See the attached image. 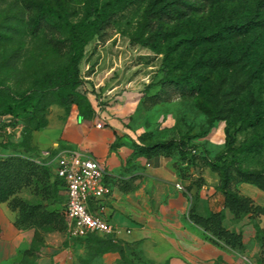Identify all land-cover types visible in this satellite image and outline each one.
I'll return each instance as SVG.
<instances>
[{
	"label": "trees",
	"instance_id": "trees-1",
	"mask_svg": "<svg viewBox=\"0 0 264 264\" xmlns=\"http://www.w3.org/2000/svg\"><path fill=\"white\" fill-rule=\"evenodd\" d=\"M23 1L22 7L14 15L17 22L0 25V43L12 42L0 57V84L20 82L22 76H26L30 81L29 88H34L37 96L31 110L24 115L21 141L11 145L22 155L0 158V204H7L15 213L14 225L17 229H35L31 248L34 250L43 242L37 233L38 229L66 234L65 216L46 210L41 204L20 200L17 195L32 186L41 185L45 190L52 176L53 188L62 186L66 191V187L62 179L51 173V168L34 161L40 155L30 146L31 134L47 125L46 110L50 105L67 109L77 106L82 121L93 118L94 111L90 104L77 92L82 85L79 65L84 57L85 46L94 38L104 40L105 31L114 16L111 14L105 19L94 21L93 15L101 0H86V11L76 22L72 21L69 6L62 0ZM131 3L144 4L131 42L156 53L164 51V75L154 86L158 91L144 98L142 106L146 110L176 97L200 95L211 84L215 72H237L245 68V62L249 61L264 40V0H132ZM15 34H20L22 38L15 40ZM25 38L33 44L31 50L24 48ZM178 50L181 51V57H189L194 51L200 53V56L191 59L181 75L170 73V57ZM19 65L24 67L23 72H20ZM261 73L260 62L254 63L243 82L232 81L231 95H237L252 79L260 78ZM8 113L14 119L19 117L15 110ZM134 149L135 154L146 158L178 155L180 161L187 163L195 159L192 154L195 150L182 141L177 144L172 141L142 144L134 146ZM209 168L219 177L218 190L224 196V207L233 215L235 222L246 216L253 220L264 217V207L241 196L236 187L238 184H247L264 193V172L233 170L231 165L226 164H212ZM196 186L200 187V183ZM189 217L217 241L232 250H244L242 235L223 226V213L198 216L191 209ZM254 226L256 241L264 255V229L257 223ZM83 239L91 257L117 252L121 256L120 264H133L128 258L132 255L141 261L127 244H117L97 236ZM260 262L264 264V258Z\"/></svg>",
	"mask_w": 264,
	"mask_h": 264
},
{
	"label": "rangeland",
	"instance_id": "rangeland-1",
	"mask_svg": "<svg viewBox=\"0 0 264 264\" xmlns=\"http://www.w3.org/2000/svg\"><path fill=\"white\" fill-rule=\"evenodd\" d=\"M131 1L101 0L93 15L94 21L111 14L114 16L105 31L104 40L94 38L85 46L79 65L82 85L77 92L90 104L94 116L109 112L119 116L125 121L127 129L140 134L139 142L143 145L168 141L177 144L182 141L196 151L192 162H200L208 167L226 164L231 165L233 170L264 172V40L249 61L244 60L245 68L237 72H215L211 84L200 95L176 97L146 110L142 106L144 98L158 91L154 86L164 75V51L156 53L131 42L144 9L143 3ZM23 2L0 0V25L5 22L15 24L14 15ZM62 2L69 6L72 21H78L86 11V0ZM14 38L17 40L22 36L15 34ZM11 43H0V57ZM24 43L26 50L32 49L33 44L27 38ZM197 56L200 53L196 51L189 57H181L180 50L174 52L170 57V73L183 74L191 59ZM256 62L261 64L260 78L252 79L237 95H231L232 81L243 82ZM19 70L23 72L24 67L19 65ZM29 86L30 81L26 76H22L20 82L0 84V158L22 155L11 145L21 141L24 115L35 103V89ZM149 87L152 88L148 90ZM73 109L79 115L77 106L67 109L50 105L46 115L60 112L68 116ZM10 110L18 112L19 117L12 118L13 115L8 113ZM7 126L10 127L6 130ZM50 170L54 175V170ZM53 181L52 176L45 190L41 185L23 189L17 198L30 204H41L48 211L64 215L65 190L62 186L53 188ZM37 233L44 241L50 232L38 229Z\"/></svg>",
	"mask_w": 264,
	"mask_h": 264
},
{
	"label": "crops",
	"instance_id": "crops-1",
	"mask_svg": "<svg viewBox=\"0 0 264 264\" xmlns=\"http://www.w3.org/2000/svg\"><path fill=\"white\" fill-rule=\"evenodd\" d=\"M118 117L109 112L82 121L74 109L68 116L51 114L47 125L31 134L30 146L39 155L70 151L99 162L111 193L90 202L89 210L124 231L116 243L138 254L141 261L128 257L133 264H262L254 223L264 229V217L235 222L224 207L218 175L200 162L135 154L134 146H142L140 134ZM237 190L264 207L258 188L241 184ZM191 209L198 216L223 213V226L242 235L244 250H232L194 224ZM14 220L15 213L0 204V264H120L119 253L91 257L85 241L67 234L49 233L32 250L35 229L19 230Z\"/></svg>",
	"mask_w": 264,
	"mask_h": 264
},
{
	"label": "built area",
	"instance_id": "built-area-1",
	"mask_svg": "<svg viewBox=\"0 0 264 264\" xmlns=\"http://www.w3.org/2000/svg\"><path fill=\"white\" fill-rule=\"evenodd\" d=\"M192 154L195 155L196 151ZM34 161L53 169L54 174L65 183L67 203L64 216L69 238L97 236L115 243L119 241L124 231L89 210L90 202L111 193L103 182L104 170L99 162L70 151H46Z\"/></svg>",
	"mask_w": 264,
	"mask_h": 264
}]
</instances>
